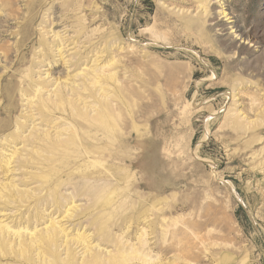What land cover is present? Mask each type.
Returning a JSON list of instances; mask_svg holds the SVG:
<instances>
[{
	"label": "rangeland",
	"instance_id": "rangeland-1",
	"mask_svg": "<svg viewBox=\"0 0 264 264\" xmlns=\"http://www.w3.org/2000/svg\"><path fill=\"white\" fill-rule=\"evenodd\" d=\"M97 101L125 146L74 152ZM87 218L128 264H264V0H0V264L78 263Z\"/></svg>",
	"mask_w": 264,
	"mask_h": 264
},
{
	"label": "bare ground",
	"instance_id": "bare-ground-1",
	"mask_svg": "<svg viewBox=\"0 0 264 264\" xmlns=\"http://www.w3.org/2000/svg\"><path fill=\"white\" fill-rule=\"evenodd\" d=\"M98 79L100 80V78H98ZM97 84H98V81H97ZM40 88H42V87H40ZM92 89H94V88H92ZM59 98L61 99L62 98V95H59ZM59 98H57V100H59ZM73 101H74V99H73ZM52 103H53V106L54 107H58L59 109L62 108V106H64V103H60V101H59V103L58 102H56V103L52 102ZM45 105H48V104L45 103ZM96 105H97V112L91 118H87L88 117V114L86 112L81 113V111H79L77 109H73V111L76 113V116L78 117V119L75 118V114L69 113L71 115L72 125L75 127V130H77L75 132V135H74V139L75 140L72 142V144L69 147L74 152L83 151V154H88L90 152H99V153H102L104 151H109L110 152V149L112 147H114L116 149V148H123L125 146V143H126L125 142V139L122 138V136H119V135L117 137H120V140L117 141V143H115V141H116V135L114 134V132H116V129L118 127L120 129L125 128L126 125H127L126 121L124 122V120H123L122 123H115V122L113 123V120H109L111 118V116L114 115V112L117 110V108L114 107V106H112L108 101H97L96 102ZM86 108H88V107H86ZM51 109H53V108H51ZM52 111H54V110H52ZM51 125H53V124L51 123ZM55 128H57V126ZM98 132H101L104 135L103 139H97L95 137V135ZM57 134L58 135L56 136L57 138L55 137L56 138L55 139V142H57V141L59 142L58 136L60 134L59 133H57ZM85 135L87 137L93 138L94 139L93 141L96 142V143H93V142L92 143H89L88 146H86V148L81 149V146L83 145L82 142H84L83 140L84 139L85 140L88 139L87 137H85ZM104 138L105 139H108V140H111V143H109V141L107 143L109 146L108 145H106V147L105 146H99L101 143H103L105 141ZM38 139L42 141V142L40 141L42 143V147L49 149L50 152H54L55 150H57V151L60 152V151H62L64 149H67L65 145H63L61 147V145H59V144L56 147L52 148L53 146L50 147L48 145V143L46 142L45 139L39 138V137H38ZM102 147H104V149H101ZM73 163H75V162H73ZM98 173H102V172L100 171ZM83 191H87V190L84 189ZM83 191H82V189H80V188H78L76 186H73V192H71L68 195V198L66 196V199L73 200L76 197L80 196L81 194H84ZM97 194L100 197V202L98 200H96V199L94 201L92 200L93 203L91 205H89V206H92V208H93V207H97L98 205L99 206L105 205V207H106L108 205V202H109L108 197H107V194L108 193L105 192V190H102L101 189ZM98 202H99V204H98ZM78 206L79 205L74 206L73 207V212H72L73 215L72 214H68L66 216V218H68V217L69 218L70 217L75 218L77 216H81L82 214H84L85 211H88L89 208H90V207H86L83 210L82 209L81 210H77L76 208ZM80 207L82 208V206H80ZM146 211L147 210L144 209L142 211H137V212H142L143 213V212H146ZM89 214L92 215V212L89 213ZM95 217H97V216H95ZM108 218H109V216H108ZM87 223L89 225H93V224L95 225L96 224L94 226L95 229L93 231V235L90 234L91 235L90 236L89 234H86V235L85 234H81L80 235L81 237H78V239L75 241V243L77 245L79 244V246H82V249H84V250H82L85 253L84 256L81 258V260H79L78 263H77V261L74 262V257L76 256V254L78 253V251H77V253L75 252V253L72 254L71 251H69L71 249H69L68 250V254L66 255L65 258H63L61 260L62 263H60V264H128V261L130 262V261L136 260V259H139V260L140 259H143V260L145 259L144 252L142 251V246L143 245H140L138 248H134L131 251H128V250L124 249L125 248L124 247L125 243H122L121 240L118 239V236L115 237L116 235H113L114 232L111 229V227H110L109 224L106 223L105 225H103L104 223L103 224L101 223L102 224V227L101 228H98L99 225L97 224V222L94 223L93 222V219H91V218H89L87 220ZM59 232L60 233L61 232L63 233L64 232V229L62 228V229H60V231H57L56 229H50L45 234H42L41 235V236H43V240H41V239H37V240L39 242L44 241V242H46L47 245L52 246V248H53V246H55V248H56V245L55 244L57 243L56 241H57V236H58V233ZM94 235H96V238H97V236L100 237L99 238V242L101 241L100 243L103 242V244L105 243V245L113 244L114 247H115V253L113 254V253H111L110 251H107V250L103 251L102 250L103 248L102 249H99V247H98L99 246L98 245L99 243L98 244L96 243L94 245H91V243H92V241H91L92 240V236H94ZM30 242H31V244H33L35 241H33V239H31ZM66 244H67V242H66ZM57 245H58V243H57ZM57 247H59V246H57ZM50 249H51V247H50ZM105 249H106V247H105ZM76 250H77V248H76ZM76 250H74V251H76ZM70 254H72V255H70ZM44 260H46V259H44ZM45 262H47V261H45ZM41 263H43V261Z\"/></svg>",
	"mask_w": 264,
	"mask_h": 264
}]
</instances>
